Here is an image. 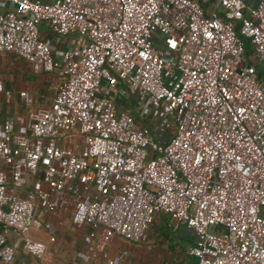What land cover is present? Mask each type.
Returning <instances> with one entry per match:
<instances>
[{
    "label": "built area",
    "instance_id": "2783aa9c",
    "mask_svg": "<svg viewBox=\"0 0 264 264\" xmlns=\"http://www.w3.org/2000/svg\"><path fill=\"white\" fill-rule=\"evenodd\" d=\"M245 39L264 66V0H0V52L58 77L22 126L0 119V264L44 255L42 207L133 242L162 213L197 264H264V76Z\"/></svg>",
    "mask_w": 264,
    "mask_h": 264
},
{
    "label": "crops",
    "instance_id": "0c3cea01",
    "mask_svg": "<svg viewBox=\"0 0 264 264\" xmlns=\"http://www.w3.org/2000/svg\"><path fill=\"white\" fill-rule=\"evenodd\" d=\"M248 5H254L257 0H244ZM42 34L46 32L45 25L41 26ZM46 36L55 38L48 32ZM61 45L69 42L68 37H60L57 40ZM13 57V58H11ZM34 74V77L31 75ZM56 78L55 73H32L26 64L19 61L14 54L8 52H0V79L5 89L12 91V96L6 100L3 94H0V119L10 116L13 118L16 126H22L27 119L29 113V105H26L19 97V90H26L32 95H35L42 86L45 80ZM49 78V79H48ZM41 221L40 229L31 230V236L46 243V251L35 264H55V257L63 255L66 252L74 254L80 263L87 264H102L107 258L115 257L123 253V260L136 262V257L139 253L140 245L131 241L119 240L116 246L112 245L115 237L109 234L104 229H100L93 234L84 226L73 225L70 219L71 210H60L57 213H50L43 207L38 211ZM166 218V217H165ZM166 221L170 224L168 217ZM163 220H157V223H162ZM53 236L52 241H48V235ZM9 243L14 242V236L11 231L6 234ZM176 241L188 245L193 241L191 230L184 225L177 226ZM19 245L14 247L18 248ZM16 248V249H17ZM97 248L95 257H90V252ZM165 249V248H164ZM187 250V249H186ZM166 252V250H165ZM29 256V255H27ZM31 257V256H29ZM32 258V257H31ZM91 260V261H89ZM160 261V260H159ZM159 261L157 264H160ZM11 264H33L23 260H13Z\"/></svg>",
    "mask_w": 264,
    "mask_h": 264
},
{
    "label": "trees",
    "instance_id": "16d2710c",
    "mask_svg": "<svg viewBox=\"0 0 264 264\" xmlns=\"http://www.w3.org/2000/svg\"><path fill=\"white\" fill-rule=\"evenodd\" d=\"M198 1L202 2V0H198ZM236 30H238L237 27H236ZM244 43H245L246 58L251 63H253L254 68L257 72L258 78L263 77L264 76L263 65L261 63L257 62L256 60L252 59L251 54H250L251 53V46H250L248 40L245 39ZM10 54H12V53H10ZM18 60L21 61L19 58H18ZM31 76L34 77V74H32ZM56 79L58 80L57 75H56ZM43 87L44 86H42L38 91L42 92L44 90ZM123 87L125 89H127V87L125 85H123ZM38 91L35 92V95H32L33 101L31 102V104H28L30 106L28 109L29 111L34 110L38 105L48 104L50 101V98H46L45 96L43 97V95L38 93ZM127 92H128V90H127ZM37 100H38V102H37ZM114 100H115V102H117L119 104V106L124 108L129 114L137 116V113L135 112L133 94L128 92V95L126 98L116 96V97H114ZM1 119H3V118H1ZM141 120H142L143 124H145V125L149 124L146 119L142 118ZM157 215L159 216V219L163 220V222L162 223H156V225L154 226L155 231H154L153 236H155L156 239H159V237H163V239L165 241V250L167 253L170 254V258L162 259L161 263L163 264L164 261H168L169 264H187L188 260L191 256L187 253V250H185V248L183 247V244L180 241L175 240L176 236H177V227H173L171 223L169 224L166 221V218H167L166 215H164L162 213H159ZM150 226H149V228H150ZM148 231H149V229H148ZM131 242H133V241H131ZM139 242H148V240L147 241L146 240L136 241V243H139ZM31 257L33 258V256H31Z\"/></svg>",
    "mask_w": 264,
    "mask_h": 264
},
{
    "label": "rangeland",
    "instance_id": "374dc122",
    "mask_svg": "<svg viewBox=\"0 0 264 264\" xmlns=\"http://www.w3.org/2000/svg\"><path fill=\"white\" fill-rule=\"evenodd\" d=\"M13 58V57H11ZM264 68V66H263ZM49 79V78H48ZM44 90L41 92L38 91V93L42 94L43 97L45 96L46 98H50L52 96L53 90H54V86L57 83V79L55 77H53V79L50 80H45L44 82ZM38 102V100H37ZM28 105V104H26ZM39 106V105H38ZM37 106V107H38ZM158 215H156L153 219V222L149 228L148 231V238L146 239V241L148 240V242H139L138 244L140 245V250L139 253L136 257V262L137 264H157V262L159 261L160 264L162 259L166 258H170V254L165 252V241L163 239V237H159V239H156L154 235V231L155 228L154 226L157 223L158 220ZM30 231V235H31ZM115 240L113 242L112 245L116 246L119 242L120 239L124 240V241H129L127 239L122 238L121 236L118 235H114ZM135 244H137L136 242H133ZM191 245V243L188 245V247ZM183 247L186 249H188V247L186 245L183 244ZM14 247V254L13 257L14 259L16 258L17 260H23L25 262L28 263H33L35 264L37 262L36 259L29 257L30 255L27 254L19 245L18 248ZM179 248V247H178ZM29 255V256H27ZM55 264H83L80 263L78 261V259L74 256V254H71L69 251L66 252L63 255H59L58 257H55ZM91 261V260H89ZM165 262V261H164ZM168 262V261H166ZM87 264H94V262H89ZM187 264H197L196 263V259L194 257H190L188 260Z\"/></svg>",
    "mask_w": 264,
    "mask_h": 264
}]
</instances>
